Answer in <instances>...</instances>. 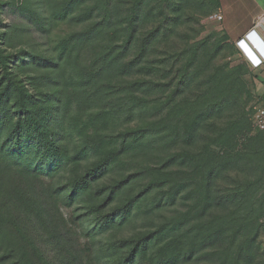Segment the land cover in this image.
<instances>
[{"label": "rangeland", "instance_id": "obj_1", "mask_svg": "<svg viewBox=\"0 0 264 264\" xmlns=\"http://www.w3.org/2000/svg\"><path fill=\"white\" fill-rule=\"evenodd\" d=\"M213 5L0 0V95L30 100L62 156L38 165L37 138L2 153L0 264H122L138 246L132 264H227L237 246L240 264H264V216L251 244L227 239L213 255L198 242V222L241 209L224 203L229 179L255 180L264 163L263 146L225 166L246 152L241 120L264 134V89L236 43L208 29Z\"/></svg>", "mask_w": 264, "mask_h": 264}, {"label": "trees", "instance_id": "obj_2", "mask_svg": "<svg viewBox=\"0 0 264 264\" xmlns=\"http://www.w3.org/2000/svg\"><path fill=\"white\" fill-rule=\"evenodd\" d=\"M68 3L74 0H66ZM71 6L70 4L67 5ZM213 12H209L211 14ZM207 15V16H208ZM207 18V17H206ZM22 89L24 87L22 86ZM25 91V90H24ZM26 92V91H25ZM60 93V92H59ZM16 108V109H15ZM15 111V115L12 112ZM242 126L240 128L241 138H245L248 144L245 145L246 152L242 154V157L238 159L237 156H233L234 162L231 158L226 159L225 166L228 171H233V167L240 165L243 157L250 156L253 154L254 147L260 149L264 146V134L263 132L257 131L253 132L251 128L248 127L247 123L240 121ZM235 123H233L234 125ZM156 126V122H151L146 125V128ZM144 129V130H145ZM229 131V130H228ZM223 132V134L228 135ZM228 133V132H227ZM47 133L39 128V124L36 122L33 115V104H30V100L19 96L17 101L10 100L6 92L0 95V158L2 153L9 149L10 147H15L21 150V145L18 144L22 138L32 142L33 138H37L35 141L36 147H41L42 151L39 155L42 164L38 165H48V167H53L62 161V156L58 153L57 148L54 146V142L48 139ZM232 137H229L230 140ZM152 144V143H151ZM37 149V148H36ZM60 152V151H59ZM258 175H256L255 180H245L238 177L234 179H229L228 184L231 188L228 190L226 195L227 202L236 204L241 208L235 211L229 210L225 215L220 218L213 219L212 221L202 220L198 222L196 230L201 234L198 242L201 244L200 250H206L209 247L214 249L213 255H219L221 251L225 250L222 248L224 245V240H229L228 245L235 243L237 237L244 235L243 244H251L258 236L257 230L260 222V218L264 216V192L257 196L254 192L264 185V163L257 164L256 168ZM231 174L228 172L227 177ZM189 179L188 177L176 178L172 183V191L180 193L188 189L189 191ZM87 183V177H81L73 182L70 187L69 195L72 197L77 194L81 187ZM151 185V183L149 184ZM206 193L208 191H205ZM223 202V201H222ZM197 219H204L206 210H200L195 212ZM115 215V214H114ZM99 225V229L107 230L108 228H103L107 226ZM108 227V226H107ZM242 233V234H241ZM132 249L124 258L122 264H132L138 249ZM241 250L240 246H237L234 254H232L230 261L227 264H240L241 261ZM200 251L194 252L199 254ZM224 264V263H222Z\"/></svg>", "mask_w": 264, "mask_h": 264}, {"label": "crops", "instance_id": "obj_3", "mask_svg": "<svg viewBox=\"0 0 264 264\" xmlns=\"http://www.w3.org/2000/svg\"><path fill=\"white\" fill-rule=\"evenodd\" d=\"M210 12H219L222 15L220 21L210 22L208 29L218 30L225 35L230 42L236 43L251 29L257 18L264 13V0H214ZM256 34L264 42V26L255 27ZM260 84L264 89V64L258 68Z\"/></svg>", "mask_w": 264, "mask_h": 264}, {"label": "built area", "instance_id": "obj_4", "mask_svg": "<svg viewBox=\"0 0 264 264\" xmlns=\"http://www.w3.org/2000/svg\"><path fill=\"white\" fill-rule=\"evenodd\" d=\"M208 21H220L222 19V15L219 12H213L211 14H209L206 18ZM260 26H264V13L261 14L255 24H254V28L251 29L247 34H245L244 37L240 38L237 42L236 45L246 54V52L243 49V45L244 46H248L249 47V36L252 33H256L255 31V27L258 28ZM258 36V35H257ZM250 48V47H249ZM251 49V48H250ZM253 49V48H252ZM251 49V50H252ZM254 54L256 55V61H252L246 54V57L250 63V65L253 68H258L260 66H262L264 64V54L260 53L256 48L253 49ZM256 118L258 120V123L263 126V122H264V109L259 108L257 110V114H256Z\"/></svg>", "mask_w": 264, "mask_h": 264}, {"label": "bare ground", "instance_id": "obj_5", "mask_svg": "<svg viewBox=\"0 0 264 264\" xmlns=\"http://www.w3.org/2000/svg\"><path fill=\"white\" fill-rule=\"evenodd\" d=\"M257 34L256 33H252L249 36V47L252 49H257L260 53L264 54V49L261 46V44L258 42L257 38H256ZM248 46H244L243 45V49L246 52L247 56L252 60V61H256V55L253 52V49L251 50Z\"/></svg>", "mask_w": 264, "mask_h": 264}, {"label": "water", "instance_id": "obj_6", "mask_svg": "<svg viewBox=\"0 0 264 264\" xmlns=\"http://www.w3.org/2000/svg\"><path fill=\"white\" fill-rule=\"evenodd\" d=\"M256 38H257L258 42L261 44V46H262L263 49H264V42L260 39L259 36H256Z\"/></svg>", "mask_w": 264, "mask_h": 264}]
</instances>
